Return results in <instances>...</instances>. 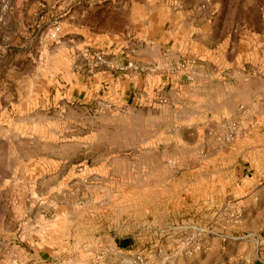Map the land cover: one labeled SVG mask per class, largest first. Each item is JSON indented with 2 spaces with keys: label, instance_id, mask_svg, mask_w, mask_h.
<instances>
[{
  "label": "crops",
  "instance_id": "1",
  "mask_svg": "<svg viewBox=\"0 0 264 264\" xmlns=\"http://www.w3.org/2000/svg\"><path fill=\"white\" fill-rule=\"evenodd\" d=\"M137 1L128 0L115 15L118 24L132 27L127 34L96 31L73 14L61 39L36 48L35 63L19 50L5 72L11 100L4 102L2 117L7 122L6 115L19 114L22 129L0 131L8 143L29 142L26 151L11 144L0 160V177L6 180L14 171L7 180L26 187L24 212L32 217L30 224L23 222L25 228L48 226L43 219L50 213L52 226L63 219L69 232L98 235L100 244L107 238L116 255L177 242L169 227L178 216L218 228L233 209L235 189L252 182L249 170L264 155V19L258 26L250 23L246 9L254 6L244 1L236 17L235 7L230 13L223 8L218 27L220 13L207 19L198 10L199 0ZM115 17L104 13L101 19L111 23ZM216 35L210 43L206 39ZM87 48L103 49L105 63L75 67ZM31 75L35 83L27 87L31 97L26 98L21 92ZM101 100L122 107L118 113L91 114ZM233 122L239 124L236 140L225 142ZM55 137L68 140L48 144L47 138ZM91 140L98 145L91 146ZM94 151L99 158L86 163ZM171 158L176 173L184 171L182 178L170 175ZM43 180L66 189L50 195L41 187L30 191L28 185ZM79 183L82 191L75 186ZM76 199L85 202L82 209L60 211L61 201ZM126 223L127 235H119ZM224 232L212 237L213 251L233 244L240 253L248 244L235 228ZM42 248L37 244L34 254L25 251L26 258L42 264Z\"/></svg>",
  "mask_w": 264,
  "mask_h": 264
},
{
  "label": "rangeland",
  "instance_id": "2",
  "mask_svg": "<svg viewBox=\"0 0 264 264\" xmlns=\"http://www.w3.org/2000/svg\"><path fill=\"white\" fill-rule=\"evenodd\" d=\"M134 1L138 2L137 0ZM199 1L200 5L199 7L197 6L198 10L207 19L213 18L218 12L220 13L218 22H216L218 27H220L221 20L223 19L224 11L227 9V12L230 13L232 12V8L235 7L234 13L236 17L238 9L244 1H248L250 7L254 6L253 8L246 9L247 18L252 25L258 26L264 19V0ZM127 2L128 0H0V131L5 129L18 131L22 129L19 126L18 118H16L19 114L12 113L8 116L6 112L7 122H4V118L2 117L3 110L7 108L4 102L11 100L8 92L10 90V84L7 81L5 72L17 61L19 50H22L23 52L21 53L26 54L32 63H35L33 59H35L36 48L41 44L50 45L52 43L47 38L48 32L55 26L60 25L62 27L65 25L73 14H76L80 23L88 24L95 28L96 31L99 29H105L111 32L124 30L125 34H127L132 27L118 24V20L115 17L117 13H122L123 6ZM222 9L224 10L223 12L221 11ZM104 13H109L112 17H115L111 19V23H104L102 21L101 18L104 16ZM239 18L242 19L241 17ZM216 38L217 35L214 39H208L206 37L209 43ZM89 49L101 50V48ZM78 66L83 68L90 67L83 57L75 59V67ZM34 83L35 77L31 75V79L28 78L27 83L24 85V87L26 86L25 91L21 92L24 97H31V92L27 87L32 86V84L34 85ZM33 97L35 98V96ZM138 98L140 100L143 99L142 95H138ZM121 107V105L116 106L113 104V108L102 112H108L109 114L118 113ZM99 113L101 112H96L95 106H93L91 114L99 115ZM34 120L33 114L27 122L30 124ZM238 126V122L230 124L226 135L227 137L224 139L225 142H234L236 140ZM232 131H234L233 138H229ZM61 138H47L49 141L48 144L56 141H60V144H65V141L68 140ZM8 140L11 141V139ZM8 140L2 136L0 137V160L2 159L1 157L4 158L7 156L8 147L11 144L22 147L24 149L23 151H26L25 146L29 143L27 141L28 143L26 144L24 142L25 139L14 138L18 143H8ZM19 140L22 143H19ZM91 141V146L95 147L98 145L94 143L95 140ZM99 156L97 152H92L91 157L86 163L94 162L95 158H99ZM260 159V161L253 163L249 170L252 182L248 183L245 180L244 182L248 183L247 186L235 189L234 201L230 203V205H234L233 209H228L227 214L223 215L218 228L215 229L210 223L207 224L203 221V224L211 226L213 232L204 237L206 241L201 250L188 251L183 247V242L187 234L184 231L174 230L173 227L183 219L186 220L185 218L189 216L177 215L181 219L171 224L169 228L172 234L178 236L176 238L178 241L168 243V246L162 250L157 249L151 252L148 250L141 253L146 254L148 258L157 264H264V155L260 156ZM167 163L170 167V175L182 178L184 171L176 173L177 169H179L176 160L171 158L167 160ZM249 163L248 161L245 166H248ZM173 173L175 174L173 175ZM0 174L2 175V173ZM9 174H11L9 175L10 177L16 176L14 171ZM10 177H5L6 180L0 177V264H36L33 257L26 258L25 251L34 254L37 244L43 246L41 257L44 261L42 264H135L134 260L137 253H122L116 255L115 250L110 249V245L108 244L109 239L103 238L100 244L96 241L99 238L98 235L94 237L88 235L87 238H84L82 232H76V234L72 230L69 232L63 226L66 225V220L63 219H60L56 226H52L51 224L53 222L48 221L51 218L50 213L43 219L47 221L48 226H43L42 228L37 227L36 229L39 230L32 229L33 227L31 225H27V228H25L23 222L27 221L29 223L28 220L32 217L28 211L24 212L29 208V204L26 207V204L23 202V197L25 196L23 193L24 190L26 191V187L22 186V184H12L11 181L7 180ZM45 182L43 180L40 185H28V188L30 191L34 189L33 192L38 193L37 190L41 187L43 193L46 195H50L53 192L58 193L56 191L66 189V186L46 184ZM75 186L79 190H83V186L80 183ZM169 187L172 191L174 188L176 189V186ZM185 188V186H178L179 191H183ZM58 195H62L61 192ZM127 204L128 206L126 204L124 206L129 208L132 203L128 202ZM177 204L179 203L177 202ZM60 205H62L59 208L60 211L67 213V210L73 212L82 209L85 202L83 199H76L72 202H65L63 200L60 202ZM230 205L229 207H231ZM42 208L50 211L49 207ZM127 211L132 212L130 209ZM76 217H79L78 214ZM129 226L128 223L122 225L120 230L123 233L121 234L119 231V235H127L126 231H129ZM227 227L235 228L239 232L236 235L243 237L241 240L248 241L247 245L242 246L240 253L237 252L239 245L234 246L233 244L229 246L225 245V248L218 252L212 250V237L220 233L224 234ZM88 242L89 245H87ZM39 251L41 250L37 249V253Z\"/></svg>",
  "mask_w": 264,
  "mask_h": 264
},
{
  "label": "built area",
  "instance_id": "3",
  "mask_svg": "<svg viewBox=\"0 0 264 264\" xmlns=\"http://www.w3.org/2000/svg\"><path fill=\"white\" fill-rule=\"evenodd\" d=\"M62 32V27L60 25L52 28L47 35V38L52 41H57L60 38V34ZM82 57L86 59L88 65L91 69H96L100 67L106 61L105 52L103 49H94L91 50L89 48L85 49L82 53ZM188 64H194L195 61L187 60ZM129 66H133L141 71H145L144 68L137 66L135 63L130 62ZM186 63L183 62L181 64V68L185 67ZM163 101H165L163 99ZM113 108V103L106 100H101L96 103L95 111L102 112L104 110H109ZM235 130V129H234ZM234 131L231 132L229 138H233ZM174 230L184 231L187 234L185 241L183 242V247L188 251H199L204 246L205 243L204 237H206L209 233H212L213 230L210 225H205L203 223L197 222L193 218H189L186 220H182L180 223L173 227ZM135 264H157L153 260L147 257L144 253H137V256L134 260Z\"/></svg>",
  "mask_w": 264,
  "mask_h": 264
},
{
  "label": "trees",
  "instance_id": "4",
  "mask_svg": "<svg viewBox=\"0 0 264 264\" xmlns=\"http://www.w3.org/2000/svg\"><path fill=\"white\" fill-rule=\"evenodd\" d=\"M123 244V243H122ZM125 245V244H124Z\"/></svg>",
  "mask_w": 264,
  "mask_h": 264
}]
</instances>
